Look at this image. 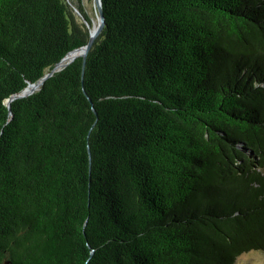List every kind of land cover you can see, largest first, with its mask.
Masks as SVG:
<instances>
[{
  "label": "trees",
  "instance_id": "16d2710c",
  "mask_svg": "<svg viewBox=\"0 0 264 264\" xmlns=\"http://www.w3.org/2000/svg\"><path fill=\"white\" fill-rule=\"evenodd\" d=\"M0 0V264H236L264 252V0ZM91 26V25H89ZM94 110V111H93Z\"/></svg>",
  "mask_w": 264,
  "mask_h": 264
},
{
  "label": "water",
  "instance_id": "95a60500",
  "mask_svg": "<svg viewBox=\"0 0 264 264\" xmlns=\"http://www.w3.org/2000/svg\"><path fill=\"white\" fill-rule=\"evenodd\" d=\"M94 1L96 3V7H97V19H98V23H97L96 28H94L93 30L89 29V25L90 24H88L83 18H81L83 24L85 25V27L88 30L87 43L84 46L67 53L38 82L33 83V84H28L27 87L20 94H17L15 96H12L11 98L7 99L5 101V104H6L7 108H8L9 115H11V113H10V103L11 102H13L14 100H17V99H22V98L28 97V96L34 94L35 92H37L40 89V87L43 85V83L48 78H50L54 73L59 72V71L63 70L64 68H66L75 59L82 58V66H84L87 53L89 52V50L92 47L94 41L97 39V37L100 35L101 31L104 28V16H103V12H102V9H101V0H94ZM69 56H70V58H69ZM67 58H69V61L67 63L63 64L62 62L64 60H66Z\"/></svg>",
  "mask_w": 264,
  "mask_h": 264
},
{
  "label": "rangeland",
  "instance_id": "374dc122",
  "mask_svg": "<svg viewBox=\"0 0 264 264\" xmlns=\"http://www.w3.org/2000/svg\"><path fill=\"white\" fill-rule=\"evenodd\" d=\"M82 10L90 20V25L98 22L97 7L94 0H81ZM264 173V172H263ZM236 264H264V252L251 251L236 259Z\"/></svg>",
  "mask_w": 264,
  "mask_h": 264
},
{
  "label": "bare ground",
  "instance_id": "6f19581e",
  "mask_svg": "<svg viewBox=\"0 0 264 264\" xmlns=\"http://www.w3.org/2000/svg\"><path fill=\"white\" fill-rule=\"evenodd\" d=\"M98 23V22H97ZM97 24L95 26H89V29L93 30L94 28H96ZM70 58V56H69ZM69 58H67L66 60H64L62 63L65 64L69 61Z\"/></svg>",
  "mask_w": 264,
  "mask_h": 264
}]
</instances>
